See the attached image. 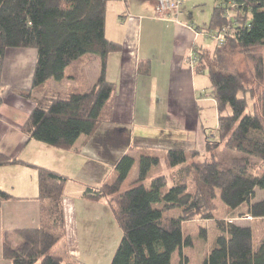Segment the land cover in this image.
Returning <instances> with one entry per match:
<instances>
[{"label":"trees","instance_id":"trees-1","mask_svg":"<svg viewBox=\"0 0 264 264\" xmlns=\"http://www.w3.org/2000/svg\"><path fill=\"white\" fill-rule=\"evenodd\" d=\"M108 2L0 0V78L8 49H36L32 87L20 91L21 95L31 97L32 90L48 79L62 80L67 66L84 55H96L100 60L98 78L89 90L49 91L36 99L21 127L30 138L69 150L82 134L92 136L107 120L105 109L115 87L105 76L106 60L111 52H120L123 47L105 36ZM215 5L208 30L225 29L224 40L215 45L212 59H207V50L195 47L197 62L193 70L201 73L208 66L218 139L207 140L206 150L210 152L207 157H200L194 149H165V162L170 168L178 167L179 174L170 187L163 174L153 177L149 187L145 186L150 170L160 164L158 155L151 153L138 156V176L128 189H122V184L135 162L129 153L113 163L116 178L112 182L84 187L82 199L93 202L107 199L121 231L109 264H174V254H178L180 264H190L182 250L191 248L193 242L189 235H183L181 225L196 217L215 219L217 227L215 241L200 264H264V237L256 241L253 226L216 219L213 213L214 200L219 196L227 210L264 221V196L254 200L256 189H264V51L256 54L251 51L264 48V0H216ZM226 43L231 49L250 53L252 85H245L238 73L222 65L220 51ZM149 70L148 61L139 63V74L146 75ZM219 145L241 154L229 157L225 165L212 153ZM252 158L262 163L260 172ZM16 163L37 170L41 225L15 230L18 244L5 237L3 256L11 264H85L78 260L63 261L52 254L66 236L62 197L71 179L0 152V166ZM12 198L10 192L0 188V204ZM174 209L180 211L178 216H165V212ZM201 236L206 238L204 230Z\"/></svg>","mask_w":264,"mask_h":264},{"label":"crops","instance_id":"crops-1","mask_svg":"<svg viewBox=\"0 0 264 264\" xmlns=\"http://www.w3.org/2000/svg\"><path fill=\"white\" fill-rule=\"evenodd\" d=\"M154 6L155 0L107 3L105 36L123 46L120 52H111L106 60L105 76L115 87L105 109L107 120L92 136L82 134L69 150L36 141L25 135L21 127L36 99L46 92L89 90L100 72L99 57L82 56L67 66L71 72L66 75V69L62 80L48 79L33 89L29 98L20 91L32 87L36 49L11 48L3 57L0 152L71 179L62 197L66 236L52 253L63 261L78 259L85 264H109L119 244L121 232L107 201L81 198L85 186L95 187L103 182L102 166L112 165L115 176L113 163L122 155H157L171 147L194 149L202 156L207 152V140H215L217 136V111L213 112L214 128L206 127L209 100L202 92L204 84L197 81L198 73L186 61L193 47H202L197 46V41L203 31L178 17L182 12L177 19L155 17ZM108 18L112 21L110 26ZM145 61L150 63V70L141 75L137 70L139 63ZM89 67L92 77L82 90L63 84L68 78L75 81ZM143 145L148 147L146 152ZM0 188L14 196L0 204V264H11L3 256L5 237L18 244L15 230L41 225L36 168L20 163L0 166Z\"/></svg>","mask_w":264,"mask_h":264},{"label":"rangeland","instance_id":"rangeland-1","mask_svg":"<svg viewBox=\"0 0 264 264\" xmlns=\"http://www.w3.org/2000/svg\"><path fill=\"white\" fill-rule=\"evenodd\" d=\"M131 3L136 4L138 0H129ZM216 0H183V8L181 10L182 14H178L181 19H186L189 21L192 25L196 26V28L202 29L203 32L199 36V40L197 41V46L202 45L203 48H206L207 50V59H212L214 47L216 45L215 40L212 38V34L216 33L215 28L209 29L211 15L213 12ZM156 13V12H155ZM108 17H110V13H108ZM112 15V14H111ZM157 16V13L155 14V17ZM169 19L173 18V14L168 17ZM176 18V17H175ZM177 19V18H176ZM107 25L110 26L112 23L111 18L107 19ZM206 29V30H205ZM205 30V31H204ZM253 53H259L263 52V47H256V49L251 50ZM250 54V53H249ZM248 52H241L238 48H230V45L226 43L220 51V60L222 62V65L231 72H236L240 75L242 81H244L245 85H252L253 81H251V67H252V60L250 59ZM204 64H207L206 60H203ZM208 66H205V69L198 73L197 81L202 85L204 84V90L202 92H205V97L207 100H209V113L207 112L206 127H213L215 125V117L213 116V112L216 113V107L214 105V102L211 97V88L210 83L208 81V72L207 68ZM92 68L89 67L88 69H84V71L78 76V78L75 81L70 80L69 78L67 80H64V85H70L73 88L79 89L78 91L82 90L85 85H88V82L91 79V72ZM71 72V69H67L66 75H68ZM95 81V80H94ZM202 94V93H201ZM215 139H218L217 136H215ZM215 141V140H214ZM144 149V152H146L147 146H141ZM210 152L203 153L200 157H207ZM213 154H215V157L219 160H222L223 163L226 165L228 163V158L231 156H238L241 153L235 152L229 149H225L222 145L217 146L212 151ZM159 157V166L154 167L150 170L149 177L145 180L144 184L145 186L149 187L150 180L158 175H165L167 179V185L168 187L171 186L172 181L175 178L179 177V174L177 173L178 167H172L170 168L167 163L165 162V154L164 152L157 153ZM135 157L134 165L132 166L127 180L122 184V189L126 190L130 187V183L133 182L137 178V172H138V154H133ZM254 161L255 168L260 172L261 171V162L258 161V159L252 158ZM111 166V167H109ZM101 176L104 180L101 182V184L106 182H112L115 179V176H113V168L112 165H106L105 167H101ZM191 176H188V180L190 181ZM100 184V185H101ZM257 196L254 200H259L264 196V189H256ZM107 201V199H104ZM215 209H214V216L216 219H223L225 221H232L233 223L237 225H249L253 226V237H255V240L258 241L261 238L264 237V221L256 220L251 217H243L238 215V211H230L227 210L225 205L220 200V197L218 196L214 200ZM108 205V202H107ZM109 208V205H108ZM110 210V209H109ZM111 211V210H110ZM112 214V213H111ZM180 214V211L178 209H174L168 212H165V216H178ZM113 218V217H112ZM114 221V220H113ZM263 222V223H262ZM118 228V227H117ZM182 233L184 236L189 235L192 239L193 245L191 248L183 249V255L188 257V262L190 264H200L202 261V258L206 255V253L209 251V248L213 245L215 241V236L217 234V227H215V219H208V220H202L201 218H195L192 220H188L182 223L181 225ZM119 230V229H118ZM201 230L205 231L206 238H203L201 236ZM120 231V230H119ZM121 232V231H120ZM119 232V234H120ZM113 240V235H111ZM119 236V235H118ZM11 239V238H10ZM74 261L78 259H72ZM80 261V260H78ZM172 262L174 264H180L178 254H174L172 258Z\"/></svg>","mask_w":264,"mask_h":264},{"label":"built area","instance_id":"built-area-1","mask_svg":"<svg viewBox=\"0 0 264 264\" xmlns=\"http://www.w3.org/2000/svg\"><path fill=\"white\" fill-rule=\"evenodd\" d=\"M182 5L183 0H155L154 7L157 13L156 17L159 19H169L168 17L173 14V17L175 18L178 14L181 13V10L183 8ZM225 31V29H222V31L212 34V38L215 40L216 45L222 44L224 40L223 34L225 33ZM194 49L195 47L191 49L186 60L192 67L197 62V56Z\"/></svg>","mask_w":264,"mask_h":264}]
</instances>
